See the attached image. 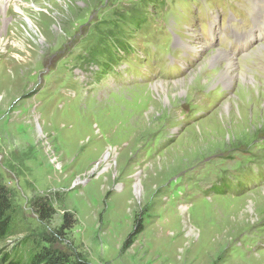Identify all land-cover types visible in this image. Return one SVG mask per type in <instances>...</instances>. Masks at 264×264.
Masks as SVG:
<instances>
[{
    "label": "rangeland",
    "instance_id": "obj_1",
    "mask_svg": "<svg viewBox=\"0 0 264 264\" xmlns=\"http://www.w3.org/2000/svg\"><path fill=\"white\" fill-rule=\"evenodd\" d=\"M228 1L0 0V264H264V34Z\"/></svg>",
    "mask_w": 264,
    "mask_h": 264
},
{
    "label": "trees",
    "instance_id": "obj_2",
    "mask_svg": "<svg viewBox=\"0 0 264 264\" xmlns=\"http://www.w3.org/2000/svg\"><path fill=\"white\" fill-rule=\"evenodd\" d=\"M35 207H38L40 213L41 220H45L47 215V207L41 204L39 201L36 202ZM13 212L12 203L10 200L9 193L4 185L0 181V241L5 239L11 234L12 230V219L11 215ZM66 216L63 220L62 228H66V224L68 220H66ZM142 232V228L137 225L135 226V230L130 233L124 243L123 248L128 247L131 240L134 239L137 235ZM23 262L17 258H8L6 257L3 259V264H22ZM26 264H88L83 258L81 257H74L71 258L68 254L60 251L55 250L52 248H44L37 252L30 253L27 256Z\"/></svg>",
    "mask_w": 264,
    "mask_h": 264
},
{
    "label": "bare ground",
    "instance_id": "obj_3",
    "mask_svg": "<svg viewBox=\"0 0 264 264\" xmlns=\"http://www.w3.org/2000/svg\"><path fill=\"white\" fill-rule=\"evenodd\" d=\"M227 3H230L228 0H225ZM259 5L262 6V18L264 19V0H259ZM256 17L260 18L261 16L256 14ZM263 43L258 46L259 48V53L261 55H264V40L262 41ZM228 52L224 51H214L209 54V59L208 62L210 65L214 66L217 70L218 73L216 75H211L213 76L212 79L218 80L219 83L222 82V84L225 83H230L232 79L238 78L241 79L242 81L248 82V83H257L256 79H253L250 76H245V74L241 71L240 69L236 66V64L233 62V59L231 56L227 54ZM203 74L201 73V76ZM200 76V75H198ZM250 77V79H248ZM208 79V78H207ZM248 79V80H244ZM161 87V84L159 85Z\"/></svg>",
    "mask_w": 264,
    "mask_h": 264
}]
</instances>
